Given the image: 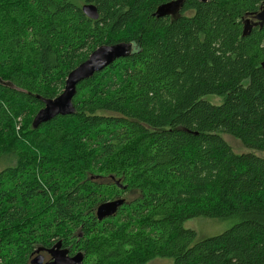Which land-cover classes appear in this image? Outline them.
Listing matches in <instances>:
<instances>
[{
    "label": "trees",
    "instance_id": "1",
    "mask_svg": "<svg viewBox=\"0 0 264 264\" xmlns=\"http://www.w3.org/2000/svg\"><path fill=\"white\" fill-rule=\"evenodd\" d=\"M171 1L0 0V264L57 241L82 264H264V157L222 136L264 154V23L242 35L264 0H185L193 15H154ZM119 42L131 54L76 87L74 113L33 129L42 99ZM110 176L125 189L93 181ZM127 193L97 221L100 203ZM194 218L234 224L197 239L184 228Z\"/></svg>",
    "mask_w": 264,
    "mask_h": 264
},
{
    "label": "water",
    "instance_id": "2",
    "mask_svg": "<svg viewBox=\"0 0 264 264\" xmlns=\"http://www.w3.org/2000/svg\"><path fill=\"white\" fill-rule=\"evenodd\" d=\"M206 2L207 0H199ZM184 0H174L157 7L155 15L158 18L168 16L173 11H178L182 7ZM83 14L91 19H98V11L94 5L84 4L81 7ZM255 21L260 27L264 23V5L260 11L253 15V19H247L243 26L242 35H247L250 30V22ZM133 46L131 43L119 42L112 45H103L96 48L89 54L88 58L73 69L65 80V85L62 92L53 99H42L43 108L40 109L32 120L33 129L38 128L41 124H45L52 120L56 116H68L72 115L75 111L72 100L76 94V87L83 81L93 77L94 74L103 71L105 68L113 64L116 60L126 58L131 54ZM264 66V63H263ZM0 84H2L0 80ZM4 85V84H3ZM39 98V97H37ZM114 179V177H112ZM115 185L119 189H125L119 180L115 181ZM128 204V201L124 197L108 200L100 203L95 209V217L97 221H103L107 218L114 217L118 210ZM61 241H57L53 244L47 252L51 255L52 263L50 264H82L83 253L78 252L74 256L69 257L66 249H61ZM45 250L44 248H37L33 251V254H37L31 260V264H42L43 257L39 252Z\"/></svg>",
    "mask_w": 264,
    "mask_h": 264
},
{
    "label": "rangeland",
    "instance_id": "3",
    "mask_svg": "<svg viewBox=\"0 0 264 264\" xmlns=\"http://www.w3.org/2000/svg\"><path fill=\"white\" fill-rule=\"evenodd\" d=\"M205 99L213 104L220 103V99L217 97L208 96ZM222 136L235 153L242 154V153L253 152L258 156L264 157L263 153L255 152V151H252L246 148L245 146L241 144V142L232 138L231 136L225 135V134H223ZM7 165H8L7 162H4V161L0 162V171L3 168H5ZM95 178H93V181L97 182L98 184H101V185L111 184L109 179H95ZM135 196L136 195L134 193H127L124 195V197L128 201L133 200ZM233 224H234V220H231V219L220 220V219H210V218H194V219L187 220L184 223V228L195 231L197 234V239H200V238L202 239V238H209V237L219 235L223 233L224 231L228 230L229 228H231ZM147 264H173V260L157 258Z\"/></svg>",
    "mask_w": 264,
    "mask_h": 264
},
{
    "label": "flooded vegetation",
    "instance_id": "4",
    "mask_svg": "<svg viewBox=\"0 0 264 264\" xmlns=\"http://www.w3.org/2000/svg\"><path fill=\"white\" fill-rule=\"evenodd\" d=\"M185 1V0H184ZM183 6H184V3H183V5H182V7L180 8V10H178V11H173L171 14H168V16H165V17H167V18H169L170 20H174V19H176V18H178V17H180V15H193L194 14V12L192 11V10H188V11H185V12H183L182 10H183ZM154 15H155V13H154ZM95 179H102V178H99V177H96ZM109 180H110V182L111 183H114L115 184V179H113L112 178V176H110L109 178H108ZM124 197V196H123ZM127 200V199H126ZM128 201V200H127ZM55 243V242H54ZM53 243V244H54ZM53 244L51 245V246H49V247H44V246H38V247H36L35 249H37V248H44L45 250H43V251H41V252H39V254L43 257V261H42V264H50V263H52V258H51V255L47 252V249H50L52 246H53ZM61 249H66L67 251H68V256L69 257H72V256H74L76 253H78V252H81V251H79V250H76L75 249V247L73 246V245H64V243H62L61 242ZM34 249V250H35ZM37 256V254H33V252L31 253V255L29 256V260L27 261V263L26 264H31V260L34 258V257H36Z\"/></svg>",
    "mask_w": 264,
    "mask_h": 264
},
{
    "label": "bare ground",
    "instance_id": "5",
    "mask_svg": "<svg viewBox=\"0 0 264 264\" xmlns=\"http://www.w3.org/2000/svg\"><path fill=\"white\" fill-rule=\"evenodd\" d=\"M257 14V13H256ZM48 123V122H47Z\"/></svg>",
    "mask_w": 264,
    "mask_h": 264
}]
</instances>
